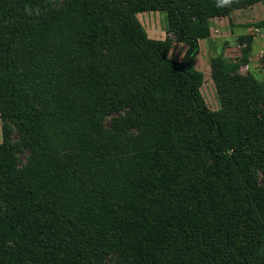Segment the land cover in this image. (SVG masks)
Returning <instances> with one entry per match:
<instances>
[{
  "label": "trees",
  "instance_id": "16d2710c",
  "mask_svg": "<svg viewBox=\"0 0 264 264\" xmlns=\"http://www.w3.org/2000/svg\"><path fill=\"white\" fill-rule=\"evenodd\" d=\"M47 1L0 0V117L30 153L21 174L0 144V264H264V82L237 73L247 50L212 57L216 114L193 67L209 19L264 0Z\"/></svg>",
  "mask_w": 264,
  "mask_h": 264
},
{
  "label": "rangeland",
  "instance_id": "374dc122",
  "mask_svg": "<svg viewBox=\"0 0 264 264\" xmlns=\"http://www.w3.org/2000/svg\"><path fill=\"white\" fill-rule=\"evenodd\" d=\"M45 5L49 10L55 11L62 6V0H49ZM134 18L145 31L147 38L169 42L167 54L169 59L173 61L182 59L186 45L179 42L176 35L170 30L165 12L145 11L135 14ZM262 19H264V1L245 9L234 10L228 16L208 20L209 33L207 37L199 40V51L194 59L193 67L203 75V82L199 91L204 104L216 114H220V107L216 89L210 76V59L215 56L233 59L241 56L243 51L247 50V62L239 67L237 73L242 76H253L264 82V27L257 29L238 26L249 22L255 23ZM121 114L122 112H112L105 115L101 120V126L108 129L111 119ZM132 133L136 134L135 131ZM3 142L19 147L16 152V165L20 173L23 174L30 158L29 150L21 144L16 127L8 119L0 117V144ZM256 175L258 179H261L259 172ZM34 221L36 220L31 216L22 215L18 222L26 226L34 225ZM47 222V216L45 220L40 222V225L45 224L47 226L45 233H58L60 227L48 226ZM105 260L107 264H120L121 262L117 251L106 254Z\"/></svg>",
  "mask_w": 264,
  "mask_h": 264
}]
</instances>
